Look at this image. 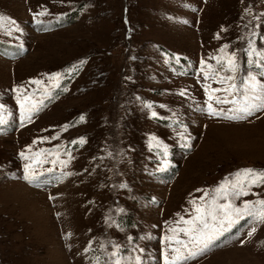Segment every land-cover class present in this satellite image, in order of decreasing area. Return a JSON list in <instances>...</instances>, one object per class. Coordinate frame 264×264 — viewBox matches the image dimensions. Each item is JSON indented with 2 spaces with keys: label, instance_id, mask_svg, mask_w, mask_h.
I'll list each match as a JSON object with an SVG mask.
<instances>
[{
  "label": "rangeland",
  "instance_id": "374dc122",
  "mask_svg": "<svg viewBox=\"0 0 264 264\" xmlns=\"http://www.w3.org/2000/svg\"><path fill=\"white\" fill-rule=\"evenodd\" d=\"M0 17V264H165L192 201L264 200L243 176L247 195L215 192L264 172V109H209L233 115L213 92L230 56L237 85L260 71L264 0H0ZM232 219L185 264H264V223Z\"/></svg>",
  "mask_w": 264,
  "mask_h": 264
},
{
  "label": "snow or ice",
  "instance_id": "6c2138e0",
  "mask_svg": "<svg viewBox=\"0 0 264 264\" xmlns=\"http://www.w3.org/2000/svg\"><path fill=\"white\" fill-rule=\"evenodd\" d=\"M46 12H40L38 15H46ZM3 17H0V21H3ZM11 23H15L11 21ZM227 47V46H225ZM224 49H221L223 52ZM251 55V53H250ZM261 55V61H264V54ZM217 62L220 63V59L217 58ZM204 62L202 61V64ZM250 64L253 61H249ZM256 66L260 71L256 74L249 72L242 80L240 85H237L235 81V73L238 70V65L234 59V56H230L226 62V70L233 75L220 76L219 82L221 84L227 83L228 86L222 89H213V92L224 91L227 95L224 98L216 97L217 103H231L234 105L233 108L228 111L233 113V115H227L223 111L217 112L209 104V109L212 115H224L227 119H245L247 116L252 115L254 112L264 109V79H258V77L264 78V62L257 63ZM75 67V66H74ZM209 69H212L211 65H208ZM204 78L215 79L216 71L212 69L211 72L205 71ZM59 77L60 74H54ZM33 83H41L40 81H33ZM183 94V93H181ZM229 96H236L235 99H229ZM27 99V98H25ZM212 99V96L209 97ZM21 107V120L31 119V115L34 111H38L37 105H32L31 108L25 110V105L23 102L20 103ZM3 109V105H0V110ZM83 120V117H81ZM6 121L3 116L0 115V125L5 124ZM81 143L83 138H81ZM20 156L24 159H28L25 153L21 152ZM25 175L24 179L29 183H33L39 180V176L34 171L31 164H25ZM243 176L244 180L247 181V186L251 187L253 184L264 183V172L257 173L253 169H243L236 173L237 181L236 183L221 185L219 188L215 189L218 196L229 197V196H242L247 195L244 190V184L239 179ZM204 200V197H201ZM194 208V215L189 220H184L181 217V221L187 225V227L180 228L179 231L183 232L189 237L188 242L177 240L176 243L185 249H189V244L199 246V253L193 252L190 249L188 254L185 255L181 251V247L173 249L175 255L169 261L166 257L165 264H185L186 261L195 258L197 254H203L223 233L229 230L237 221L232 219V215L235 214L237 220L243 218L244 215L254 217L258 222L264 223V200L257 201L255 204L245 203L243 209L234 206L232 203L218 204L216 199L213 198L210 202L197 205L195 201H192ZM259 207H256V206ZM222 216V218H221ZM211 221V223H210ZM225 222H227V227H225ZM255 227L251 229L249 235L255 232ZM172 231H177L173 229ZM70 235V234H69ZM86 249L85 251H87ZM117 253L113 252L112 256H116ZM96 264H101L100 258H96ZM107 264V262H105ZM112 264H120L119 260L112 261Z\"/></svg>",
  "mask_w": 264,
  "mask_h": 264
},
{
  "label": "trees",
  "instance_id": "16d2710c",
  "mask_svg": "<svg viewBox=\"0 0 264 264\" xmlns=\"http://www.w3.org/2000/svg\"><path fill=\"white\" fill-rule=\"evenodd\" d=\"M75 17H76V13L72 14V15L70 16V18L67 17V19H66V21H65V23H64L63 25H67V26L72 25V24L74 23V19H75ZM171 178H172V177L170 176V179H171Z\"/></svg>",
  "mask_w": 264,
  "mask_h": 264
},
{
  "label": "bare ground",
  "instance_id": "6f19581e",
  "mask_svg": "<svg viewBox=\"0 0 264 264\" xmlns=\"http://www.w3.org/2000/svg\"><path fill=\"white\" fill-rule=\"evenodd\" d=\"M234 264V263H233ZM236 264V263H235Z\"/></svg>",
  "mask_w": 264,
  "mask_h": 264
}]
</instances>
